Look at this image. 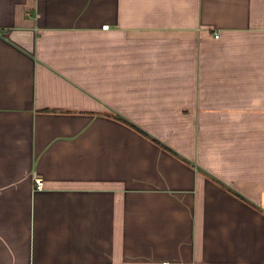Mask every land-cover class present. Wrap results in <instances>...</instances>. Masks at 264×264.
Segmentation results:
<instances>
[{
	"label": "crops",
	"instance_id": "0c3cea01",
	"mask_svg": "<svg viewBox=\"0 0 264 264\" xmlns=\"http://www.w3.org/2000/svg\"><path fill=\"white\" fill-rule=\"evenodd\" d=\"M163 262L264 264V0H0V264Z\"/></svg>",
	"mask_w": 264,
	"mask_h": 264
},
{
	"label": "built area",
	"instance_id": "2783aa9c",
	"mask_svg": "<svg viewBox=\"0 0 264 264\" xmlns=\"http://www.w3.org/2000/svg\"><path fill=\"white\" fill-rule=\"evenodd\" d=\"M215 36H218L216 33ZM43 186V178L39 175L34 174L33 175V189H41ZM162 264H167L166 262H163Z\"/></svg>",
	"mask_w": 264,
	"mask_h": 264
}]
</instances>
